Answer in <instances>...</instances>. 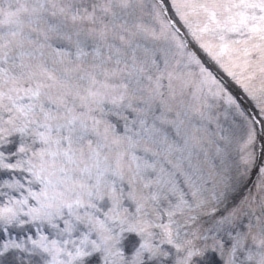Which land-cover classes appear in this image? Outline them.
<instances>
[{"label":"snow or ice","instance_id":"snow-or-ice-1","mask_svg":"<svg viewBox=\"0 0 264 264\" xmlns=\"http://www.w3.org/2000/svg\"><path fill=\"white\" fill-rule=\"evenodd\" d=\"M0 264H264V0H0Z\"/></svg>","mask_w":264,"mask_h":264}]
</instances>
